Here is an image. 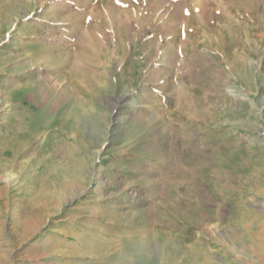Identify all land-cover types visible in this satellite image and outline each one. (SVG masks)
Listing matches in <instances>:
<instances>
[{
	"label": "rangeland",
	"instance_id": "obj_1",
	"mask_svg": "<svg viewBox=\"0 0 264 264\" xmlns=\"http://www.w3.org/2000/svg\"><path fill=\"white\" fill-rule=\"evenodd\" d=\"M0 264H264V0H0Z\"/></svg>",
	"mask_w": 264,
	"mask_h": 264
}]
</instances>
